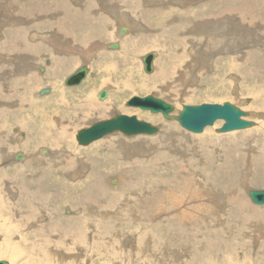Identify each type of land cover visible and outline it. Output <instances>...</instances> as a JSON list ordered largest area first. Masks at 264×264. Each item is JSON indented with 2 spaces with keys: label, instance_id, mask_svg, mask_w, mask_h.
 Here are the masks:
<instances>
[{
  "label": "rangeland",
  "instance_id": "1",
  "mask_svg": "<svg viewBox=\"0 0 264 264\" xmlns=\"http://www.w3.org/2000/svg\"><path fill=\"white\" fill-rule=\"evenodd\" d=\"M126 1L121 0L118 2L119 5L120 4L122 5V6L121 5L117 6V7H120L119 9L111 7L106 1L98 2L97 6L92 8L93 14L100 15L103 19L98 25L99 32H100V35L98 36V38H95L94 36L89 38V41L96 42L97 45L92 46V44L89 43L88 44L89 47L88 46L87 47L77 46L76 48L72 50V53L66 54L68 50L63 49L60 46H58L56 50L53 49L54 45H58V41L54 38V36L51 35V33L48 35V37L46 36L44 37L45 39L49 40V36H51L50 43H47L45 40H40L39 39L41 37L40 34L43 33V31L40 30L38 31L39 32L38 34L37 32L35 33L36 35L39 36V38L36 40L37 42H33L34 50L31 51V53L33 52L35 53V55L27 56V57L32 58V60H30L31 65L33 63V66H38V68L39 66L41 68L43 66V70L41 71L39 69L37 70V67H36L34 68L36 70H32L28 72L27 74H22L23 73L21 70L22 66H17L15 64L14 65L15 71H12L13 72L12 77H11V73L9 74H7V72L1 73L0 71V84H1L0 89L1 90L3 88L8 89L11 85L12 87L8 89L9 91H11V94L16 89L17 93L15 97L16 98L19 97V99L20 98L22 99L24 97L26 99L24 100L23 98L22 103L20 105V101L18 100L19 102H17L18 98L17 99L13 98L11 100L9 98H5L6 93L0 90V101H1L0 110H3V117L0 116V151H1L0 152V161H1L0 162V173H2L3 171H6L7 169H10L8 176L2 177V179H0V207L5 208L3 210L4 215H2L3 212L0 213L1 218L3 216V218L0 219V223L7 224V225L3 224L4 226L0 224V229L1 228L3 229L4 227V229L2 230L3 233L0 232V245L6 244V241H5L6 239L8 241L7 243L13 242L14 244L19 246L20 244L18 243V241L21 240L22 236L26 235V233H28L30 229H34L36 225L39 226V225H42L43 223L48 222L49 218L57 219L58 217L59 219L61 218V220H63L65 217H68V215L69 217L71 215V217L76 216L77 218H81V217L83 218L81 223L84 222V224H82V228H84V230L86 228V233H85L84 239H81L82 240L81 242H78V238L75 237L74 235L73 236L71 235L70 237L67 236L65 240H62L61 236L58 235L57 232H55L54 235L52 234L50 237H48V241L46 242L47 244L45 246L42 244L43 246L42 249L45 250L47 248L45 250L46 256L38 255L37 258H35L34 260L32 259V257H34V253L30 251V248H25L24 254H23L24 256L22 257L23 260L21 259L22 260L21 263L22 264L23 263L24 264L26 263L35 264L34 262H36V264H44V263L45 264H158V263L159 264H172V263L180 264L181 261H179L178 263V260L179 259L182 260V259L180 257L179 259L175 258L170 252H168L171 248L174 247L176 248L174 250H183V251L185 250L186 251L185 254L187 253L185 257L186 258L191 257L192 259H194L195 264H205L206 262H207L206 264H224L226 249L231 252V255L233 252V255L237 259V261H242L243 259L241 263H244V261H246L247 264H264V251L258 252L257 255L254 256L255 253H253L254 254L253 255L250 252V249L253 248L252 245L248 243L245 244V242L243 243V245L241 244L243 240V234L247 235L245 231H247V233L250 232L249 229H252V227H254L255 231L259 230L257 234L259 233L264 234V224H263L264 220L263 219L248 220L245 215L246 213L240 216L241 219H238L237 218L238 213H235V208L236 206L238 207V205L232 206V203L229 205V200L231 199H234V198L247 199L249 197L248 192L250 189H256V190L264 189V153L261 152L263 151V146H264V143L262 144V140L264 139V133L263 131L256 132L257 128L263 123L262 120H264L263 118L264 108L261 107L262 105H258V107L260 108L259 109L256 103L253 104L255 96L249 95L251 91L255 90V87H253L255 84L252 82L253 78L258 77L259 80H264V72H261L255 66L253 67L247 66L242 71L236 73L234 71L227 70L229 69L227 68L228 65L227 64L225 65V62L230 60L226 57H232V58L239 57L237 58L238 63L240 61V58L247 59L248 57H254V58H257L260 62L264 63V37H261V36L259 37L257 34H255L249 37L248 39V37L244 35V38L242 40V37L238 35L241 32L240 30H238L240 28L237 27V26L241 27V23H240L241 21L239 19H240V15L242 14H240L239 12V15L236 16L235 14L230 15V14L223 13V16L220 19L221 22L219 24H221V27L219 29H212L210 30V32L206 30H201L200 32L197 31L196 34H194V41L197 43L198 46H204V51L207 52L208 54L206 56H201L199 62L195 64L196 66L192 67L191 56H188V55L184 56L183 58L182 57L179 58L180 60L176 59V60H173L172 62H169L167 59L168 56H166V54L168 51V45L170 44L162 40V38L158 39L156 37V33L158 32V30L154 28L152 29L151 23H149L147 20H142L141 17L134 14L133 11H129L126 6L127 4ZM144 1H145L144 3H146L147 6H152L155 8L159 6L160 7L163 6L161 9L166 10V12L172 11L171 4H173L174 6V4L177 3L175 2V0H159V1L157 0V2L155 1V3L152 2L151 0H148V1L144 0ZM196 1L198 0H186L182 3L186 5L185 9H190L191 5L193 3H196ZM42 2L44 5L50 8L49 5L46 4L47 0H42ZM158 2L160 3L156 4ZM199 2L201 4H206L207 0H199ZM228 2L230 4L229 7L235 6L234 8L235 9L237 8L238 0H232V1L228 0ZM249 2L255 3L252 5L254 7L260 6L261 10L260 11L255 10L254 13L262 17L261 20H263L264 19V0H249ZM3 3L4 2L0 3V15L4 14L6 9L8 11L13 10L12 6L5 7L4 5H2ZM162 3L164 4L162 5ZM27 5H29V3H27ZM92 5L93 4L90 3L88 6H92ZM167 5H169L168 6L169 8L166 9L165 6ZM179 5L181 6L178 7ZM182 5L183 4L178 3V5L176 4V7L184 8L185 5H183V7ZM105 6H109V7H106L105 9H103V7ZM203 9H206V7ZM50 10L52 11L51 8ZM96 11L98 12L96 13ZM52 13H54L56 17V13L53 11ZM122 13L127 15L125 17H127L129 20L126 21L123 18L119 22V17L121 16L120 14ZM188 17H186V19ZM5 19H10L12 21V19L7 14V12H5L3 19L0 20V27H1L0 37L4 36L5 37L4 40L6 39L5 35L10 32L9 30L10 27L7 25H3ZM24 20H25L24 21L25 23L22 25L23 28L27 27L26 25H29L28 24L29 19H24ZM138 20L140 22L139 25L142 24L141 27L143 26L145 27L141 28L139 26L138 27L139 30H137V28H132L129 31V33H127L126 31V33H124L125 35L117 34L119 28L121 27L123 23H127L128 25L133 26L132 21L137 22ZM7 23L9 24V21ZM212 27H215V26H212ZM206 29H208V27H206ZM249 30L250 28L248 29V31ZM245 31L246 30L244 29V32ZM34 32L35 31L31 29L26 30V34L29 36H31ZM211 34L213 37L214 36H224L228 40L230 38L232 43H234V41L236 43H239L230 48L232 51L233 50L235 51V49L237 48L238 49L241 48L243 50L241 52L240 51L232 52L230 49L226 50V49H220V48L217 51L215 49H212L213 51L208 50L209 44L213 41L212 40L213 37L211 36ZM208 36H210V38L207 39ZM4 40L3 38H0V59L4 57L10 58V55L6 53L5 47H3L2 45V42ZM187 40L193 41V37L191 36ZM247 40H249V43ZM115 41L119 43V48L111 49L110 47H108L110 44H112V42L115 43ZM171 45L173 47L174 53H176L178 50L183 49V47L179 48L180 46L175 47V45L172 43ZM191 46L193 47L194 44L187 46L188 48H190L189 50L192 49ZM147 47L149 49H147ZM93 48L95 51H98V53L96 52V56L95 55L91 56ZM126 48L128 49V51L126 50ZM50 49L51 50L53 49V51H51L52 53H45L49 51ZM78 49H80V52H83L82 54H85L84 52L90 51L91 49V52L88 53L90 55L84 56L79 53ZM113 50L114 51L116 50V51L114 52ZM222 50H226V51L223 53ZM132 51L134 52L132 54H129ZM149 52L156 54V57L154 60V71L152 72V74L151 73L149 74L144 70L143 62L141 61L142 60L141 56ZM229 52L230 54L232 53H237V54L236 56H226V55H229ZM141 53L142 54L144 53V54L141 55ZM246 54H248V56H246ZM195 56H198V55H195ZM58 57L64 58V60L62 61L63 63L57 62L55 60V58H58ZM87 58H91V60L89 59L87 61ZM210 59L211 61H209ZM4 62L5 63H3L0 60L1 68H4L7 65V62L6 61ZM46 62L49 63L48 66H45ZM84 62H86L87 64L89 63L90 67H92L91 70L93 74L95 73L94 75L96 77L95 76L88 77L89 76L88 75L86 77V80L84 79V81L80 85L67 86L64 83L65 77L69 76L70 73H72L75 69H77L78 66H80ZM198 64L200 66H198ZM11 65L12 63L10 62L8 66H11ZM166 67L172 73L171 78L168 79L167 83L164 82V80H161L158 82V80L153 78V75H156V73L158 72L160 68H166ZM62 70L64 71V73ZM133 74H135V77ZM31 76H33V79L30 78ZM97 76L99 78H97ZM181 77H182V80H181ZM246 77L248 79H252V81H248L249 85L247 84L248 82H246ZM5 78H7L8 81ZM53 78H55V80ZM89 79L93 84H97L98 86L93 85L91 83L90 86L91 85L92 86L89 87V85H87L86 83L87 85L86 91L84 92L80 91L81 87L82 86L84 87L85 85L84 83L88 82ZM171 79L172 81H170ZM124 81H127L128 83H131V84L140 83L141 81H144L143 86H148L151 83H153L154 86L163 85L162 88H165L166 85L169 83L168 87L170 88L175 87L177 89V94L174 95L173 93H170L169 91H165L161 89H159V91L158 90L151 91L149 89H142V90L141 89H136V90L123 89V92L117 95V97H119V99H117L115 94L117 92H120V90H118L119 89L118 86H120V83ZM89 83L90 82H88V84ZM23 84H25V87H26L24 88L26 91L24 92L25 94L21 92L23 88ZM45 84L48 87L47 86L45 87ZM106 86L110 90L109 93L112 91V94L114 95L113 97H111V99L107 97L106 98L107 100L106 99L101 100L99 99L97 95L98 91L103 89V87L105 88ZM49 87L50 88L52 87V88L50 89ZM42 88H49L50 89L49 94H45L43 96L39 95L38 91ZM57 89H59V91ZM88 93L92 94L91 97L92 99H94L92 102L93 104L91 105L90 109L84 108L85 110L84 112L78 113L76 115L75 119H77L76 120L77 122L74 123L73 125L68 124L67 126V129H68L67 139L63 142L56 144L57 143L56 141H59L62 139L61 132L65 128L68 119H61V120L52 119L51 116L53 115L54 109L51 103L55 102L56 99L59 98L60 100L65 101L66 103L69 101V104H68L69 106H76L78 104V98L83 96V94L86 96V94ZM166 93H169V94H166ZM55 95H57L58 97ZM135 95H138V96L154 95V96H157L159 98H162L172 103L175 107V110L170 114H172L173 116H176L179 114L180 110H182L183 105H199L202 103L223 104L224 102H231L239 106L241 109L249 112L250 116H248L247 119L254 121L255 124L253 125V127L251 126L245 129H239V130L222 133V132H219L218 129L222 126L224 121L217 120L213 125L205 127V129L202 132L195 133V132H191L187 130L186 128L182 127L176 119L167 120L166 118L163 117L161 113H152L149 110H142L137 107H131V106L126 105V101L130 97L135 96ZM59 96L64 97L65 100ZM50 97L52 98L50 99ZM101 102L103 106L107 107V108L104 107L106 109L105 112L107 111L106 113H104L105 115H98L100 110L97 108L99 107V105H101ZM44 104L45 105L47 104V105L44 106ZM94 106H97V107L95 108ZM248 106H250V108ZM254 106L255 108H253ZM17 108H19V110ZM37 109L39 111H37ZM261 109L263 110L261 111ZM70 110H67L66 112L68 113ZM116 111L117 112L119 111V113H125L128 115H136L139 119L148 121L154 125H160L161 126L160 132L156 135H134V136H127L121 132H116V133L107 135L103 137L102 139L95 141L92 144L87 145V146H82L78 144L76 140V134L79 131V129L90 126L91 123L95 121L108 119ZM9 116L14 117V119L12 117L10 118ZM30 116H33L31 117L32 119L30 118ZM46 116L50 118L49 122L53 125L52 129L49 127H46V125H43V121H44L43 118H45ZM88 116H91L92 118ZM170 122L176 125V127L178 128L177 130L179 131V133H175V136L173 134V132L175 131H172V134H167L166 130L164 129V127L168 125V123ZM42 133H44L46 137L48 138L44 140V142L46 141L45 143L42 140L43 139ZM194 135H199V137L197 138ZM261 135L262 137H260ZM27 138H30L29 141H27L28 140ZM35 140L37 143L34 142ZM50 142L52 144H50ZM28 143H31V144H28ZM109 143H111V145H109ZM113 143L114 145H112ZM146 145H151L153 147L148 149L147 148L148 146L146 147ZM89 148H91L90 153L95 155L92 161V166L90 162H85L82 159L83 153H87L86 150ZM22 149L25 151H22ZM44 149H46L47 151L43 152L42 150ZM118 149L120 150V152ZM61 150L64 152H62ZM161 151H164V152H161ZM18 152L24 154V157L20 160H17V159L13 160L12 154H15ZM81 152H82V155H81ZM120 154H122L123 156L122 157L123 161L121 159L122 163L120 166H116V164L108 163L109 161H112L114 159L113 155L120 156ZM153 156L155 158H158V157L163 158V159H160L161 160L160 163L166 162L167 164L173 165V166L174 164L175 166L180 164V166H178V169L182 167L183 174L181 171V173H178L179 175L178 177L182 178L184 177V175L190 177L191 183H192L190 190L191 188L192 189L195 188L198 190L200 194L205 193L209 195L210 197H212L213 205L210 204V207H213L214 210H212L211 212L205 211L204 213L201 211L202 214L200 216L196 214L194 215L206 221V222H203V229L200 228V230H202L199 233V236H201V238L198 236V239L200 240H203V238L205 239L203 240V243H201L200 245L201 247H198V250L201 252L193 249V245L195 244L191 245L192 240L197 241L196 239H193L191 235L193 232H190L191 230H188V232H190L189 235H183L186 238L178 236V238H174L170 241H168L165 238L166 236L167 238H170L171 236L169 234H171L170 230L173 226L172 224H170V221L168 220L172 217L173 215L172 212L166 211L164 213L162 212L163 214L158 213L157 215L154 216V218L149 219V222L148 220H143V218H140V216H138V213H135V214L132 213L130 217L127 216V219L125 221L118 222L119 221L118 219L119 218L121 219L123 214L121 213L120 216H116V214L114 215L116 211L115 209L113 211L111 210V208H113L114 205H111L110 203H113V201L116 202V200L114 199L113 195H109V194H106V196L104 197L103 201H106V202H100L102 200L99 199V201H97V204H96L97 213H102L104 215L106 214L109 216V218H105L104 220H102L101 223L104 224L109 221L111 224H108L106 232H104L102 237H100L103 243V247L101 249L98 248L97 250H95V247L92 246L94 238H93V235H91L92 229L90 227L91 226L90 224L93 222H96V220L89 218L88 215L84 213L83 208L77 207L73 205L72 203H70L69 202L70 198L67 192L70 190L73 192V194H76L75 192H77L78 194H82L84 192L93 191L94 181L93 182H89V181H91L92 180L91 178H93L94 176H97L98 182L105 183L106 187L108 185V188H111L110 190H112V192L114 191L115 193H117V199L120 198L118 199L119 201L117 204L119 208L120 206H123L124 203H127L125 201L127 198L129 202L130 200L132 201L136 198L135 203L137 204L138 195L143 196V199H144V193L147 194L149 190L148 188L149 186L144 185V184L143 185L141 184L127 185L126 183H124L125 181H128L127 180L128 179L127 170L128 168H132L133 174L134 175L136 174L135 177L137 176V178H142V179L143 177L150 178L152 175V178H155L154 180L156 181L159 180L157 179L158 173H161L160 167L162 166H157V169L153 171L152 174H146V172L143 171V169L146 168L147 165H148L147 167H151L150 164L157 165L155 164L156 161L154 162L149 161V159H154ZM79 158H81L83 161L79 160ZM173 158H177L179 160H176ZM168 159H172L173 162L168 161ZM65 160L68 161L69 167H67L64 164ZM97 162H99V167L94 168L93 164ZM35 164H36V167H35ZM80 165H85L87 169H84L85 171H83L82 175L79 176V178L75 179L77 176H73L74 178L73 177L71 178L69 173L73 171H78L80 167H82ZM78 166L80 167L78 168ZM129 166H132V167H129ZM64 171H66V173ZM171 173H174V171H171L169 174ZM33 176L36 182H38V180H41V182L43 181V183H41L42 188H40L36 184H35L36 189H33V188L29 189V187L26 186V182L31 181L32 180L31 177ZM87 178H89L90 180L87 181ZM79 179H81L82 181L84 180L83 181L84 183L88 182V184H84L85 186L81 185L84 187V189L83 188L80 189L81 186L77 187L75 185L77 183L82 182ZM113 179L116 180L115 183L111 182V180ZM123 185L125 186L123 187ZM152 189L153 188L151 187L150 190ZM27 191L29 195L27 196L29 197V199L25 197ZM20 192L21 193L23 192V193L21 194ZM39 192L41 195L39 194ZM72 192L70 193L71 196L73 195ZM164 192H167L168 194H170L168 191H164ZM29 193L31 194V196ZM38 194L39 196H42V197H38ZM202 198L206 199L207 197L206 196L202 197V195H197L196 199H202ZM220 198H222V200H220ZM216 199L219 200L218 203H216L217 201ZM226 200H227L228 206L225 203ZM249 200L251 203L253 202L251 199ZM200 201L201 200H198L197 202L200 205H204L203 202H200ZM186 202L187 201L185 200L183 204V208H186V206L189 205V203H186ZM141 204L145 206L147 204V201L143 200ZM252 204L255 206L262 207V205H258L254 202ZM20 208H22L23 210H26L27 208L34 210L36 217L38 216V218L35 217L34 219H32L35 221V223L29 224L28 221L26 220V216H24V214L19 211ZM52 208L55 211L52 210ZM67 209H70L71 212L69 210L67 211ZM246 209L248 211L250 210L248 209L247 206H246ZM3 219L4 221H2ZM211 219L213 220L212 222H211ZM63 221H65V219ZM233 221H234V224H233ZM158 222L160 225L158 224ZM251 222L253 223L250 224ZM256 223H259V225H257ZM69 224L70 223L65 222L64 226L67 227V225ZM97 225L101 227L100 223H98ZM224 225H226L225 226L226 228L223 227ZM154 226L157 229L154 228ZM248 226H252V227L249 228ZM177 227H180V225L178 224ZM7 230L8 232L11 231L10 232L11 235L6 236L4 234V232ZM33 231L34 230H31L30 232H33ZM148 232H150V234H148ZM142 233L145 235H143ZM254 233L256 234V232ZM193 235H195V233H193ZM5 236L8 238H5ZM145 236L146 237L148 236L147 237L148 241ZM11 238L14 241H12ZM154 238H159V239H154ZM214 238L216 239V242L211 241ZM122 240L123 241L129 240V241L127 242V245H123ZM118 242H121V243H118ZM41 243H44V242H40V241L38 242V244H41ZM148 243L149 245L151 244L150 248L148 247L149 246ZM155 243L156 244L158 243V244L155 245ZM141 244L145 247H143ZM112 245L113 247L110 248V246ZM135 245L136 247H134ZM257 245H258V241H257ZM123 246L125 247L123 248ZM3 247H6V246H3ZM142 248H144L145 250ZM157 248L159 249L158 251H157ZM167 248H169V250ZM55 250L57 251V253ZM50 251L53 252V254ZM115 251H117V254ZM156 251L158 252L159 256L157 255ZM60 252L62 254V257H61ZM114 252L116 255L114 254ZM178 252L181 253L182 251H177V253ZM48 253L51 256V258L48 255ZM27 254L29 257L27 256ZM5 257L6 256H0V260H6L10 262V264H16L15 262H12L11 259H8ZM41 258H44V259H41ZM189 264H194V263H189Z\"/></svg>",
  "mask_w": 264,
  "mask_h": 264
},
{
  "label": "bare ground",
  "instance_id": "2",
  "mask_svg": "<svg viewBox=\"0 0 264 264\" xmlns=\"http://www.w3.org/2000/svg\"><path fill=\"white\" fill-rule=\"evenodd\" d=\"M103 1H106L111 7L113 8H120V7H117V6H120L118 4L119 1L121 0H47L46 4L49 5V7L52 9L53 12L56 13V17H55V14L52 13V11L50 10V8H48L46 5L43 4L42 0H0V3L4 2L2 5H4L5 7L6 6H12V11H8L6 9L5 12H7V14L10 16V18L12 19V21L10 19H5L4 21V24L3 25H7L10 27V32L8 34H4L6 36V39L4 40V36L3 37H0V38H3V42H2V45L3 47H5V51L8 55H10V58H1L0 60L5 63L4 61L7 62V65H6L4 68H1L0 67V71L1 73L3 72H7V74L11 73V77L13 76V72L12 71H15L14 70V65L16 64L17 66H22L21 70H22V74H27L28 72L32 71V70H36L34 68L37 67V70L39 69L41 71V67L39 66H33V63L31 65V62L30 60H32V58H28L27 56H34L35 53H31V51L34 50V43L33 42H37L36 40L39 38L38 35H36L35 33L37 32V34L39 33L38 31L42 30L43 33L40 34V40H45L47 43H50L51 41V36H49V40L45 39L44 37H48V35L51 33L52 36H54V38L58 41V45H54V48L53 49H57L58 46H60L61 48L63 49H67L68 51L66 52V54H70L72 53V50L74 48H76L77 46H88L89 47V43L92 44V46H95L97 45L96 42H91L89 41V38L91 37H95V38H98V36L100 35V32H99V23L103 20L102 17L100 15H94L93 12H92V8L97 6L98 2H103ZM126 1V0H125ZM148 1V0H147ZM146 1V2H147ZM152 2L155 3V1L157 2V0H151ZM159 1V0H158ZM186 0H175V3L174 6L173 4L172 5V11H167L166 10H163L161 9L162 7H152V6H147L146 3H144L145 1L144 0H127L126 1V6L128 8L129 11H133L134 14H136L137 16L141 17L142 20H147L149 23H151V27L152 29H157L158 32L156 33V37L158 39L162 38V40H164L165 42H167L168 44V51H167V54L166 56H168V61L169 62H172L173 60H180L179 58H183L184 56H191V61H192V67L193 66H196L195 64L199 62L201 56H206L208 55L207 52L204 51V46H198L197 43L194 41V34H196L197 31H201V30H206L208 32H210V30L212 29H219L221 27V24H219L221 21V17L223 16V13L224 14H235L236 16L239 15V12L240 14V23H241V27L240 26H237L238 30H240L241 32L238 34L239 36L242 37V40L244 38V35L246 37H251L255 34H257L259 37H264V19L261 20L262 17L256 15L254 12L255 10H261L260 9V6L257 7V6H252L253 4L255 3H250L249 0H238V6L237 8L235 9L234 7H229V2L228 0H207V3L206 4H201L198 1H196V3H193L190 7V9H185L186 8V5L182 2H184ZM232 1V0H231ZM263 2V1H262ZM27 3H29V5H27ZM93 4L92 6H88L89 4ZM121 3V2H120ZM153 3V4H154ZM160 2L156 3V4H159ZM178 3H181L183 5H185L184 8H178L180 7L181 5H179L178 7H176V4L178 5ZM191 3V2H190ZM123 4V3H122ZM151 4V3H150ZM155 4V5H156ZM164 3H162L163 5ZM187 4V3H186ZM182 5V7H183ZM122 6V5H121ZM169 5L165 6V8H169L168 7ZM109 7V6H107ZM125 7V6H124ZM206 9H203L205 8ZM103 9H105V7H103ZM123 9V8H122ZM125 9V8H124ZM114 10V9H113ZM154 10V11H153ZM263 11V10H262ZM4 12V14H5ZM98 11H96L97 13ZM3 13V12H2ZM125 13V12H124ZM124 13L120 14L121 16L119 17V22L124 18V20H129L127 17V15H125ZM4 14L0 15V20L3 19L4 17ZM119 15V14H118ZM189 16V17H188ZM129 17V16H128ZM186 17H188L186 19ZM226 17V15H225ZM9 18V17H8ZM24 19H29V22L28 24L29 25H26L27 27L23 28L22 25L25 23ZM133 19V18H132ZM123 20V21H124ZM150 20V21H149ZM223 20V19H222ZM238 20V21H239ZM9 21V24L7 23ZM133 22V26L131 25H128L127 23H123L121 25V27L119 28L117 34H119V31L121 28L125 27L127 28V33H129V31L132 29V28H137L141 25H139V20L137 22ZM20 24V25H19ZM223 24V22H222ZM235 25V24H234ZM212 26H215V27H212ZM145 27V26H143ZM141 27V28H143ZM148 27V26H147ZM206 27H208V29H206ZM3 28V27H2ZM43 28V29H41ZM250 28V30L248 31V29ZM28 29H31L33 31H35L31 36L27 35L26 34V30ZM145 29V28H144ZM143 29V30H144ZM242 29V30H241ZM244 29L246 30L244 32ZM136 30V32H137ZM142 30V31H143ZM226 30V29H225ZM88 31V32H87ZM222 31V29H221ZM0 32H1V27H0ZM87 32V33H85ZM198 32V33H199ZM4 33V32H3ZM197 33V34H198ZM204 33V32H203ZM202 33V34H203ZM206 33V32H205ZM216 33V32H215ZM214 33V34H215ZM200 34V33H199ZM2 35V34H1ZM120 35V34H119ZM125 35V34H124ZM204 35V34H203ZM193 37V41H190V40H187L189 39L190 37ZM212 36V34H211ZM103 37V36H102ZM213 37V36H212ZM210 38V36L207 37V39ZM237 38V37H235ZM176 39V40H175ZM212 42L209 44L208 46V50H211L213 51L212 49H215L216 51L220 48V49H226V50H229L232 46L236 45V44H239V43H236L234 41V43H232L231 39L229 38V40L224 37V36H214L212 38ZM228 40V41H227ZM248 43H249V40H247ZM116 42V41H115ZM226 42V43H224ZM113 43V42H112ZM172 44L176 46H180L179 48L183 47V49L181 50H178L176 53H174L173 51V47H172ZM242 43V42H241ZM240 43V44H241ZM110 44V43H109ZM191 44H194V46L192 47L191 50H189L190 48H188L187 46L191 45ZM122 45V44H121ZM247 45V44H246ZM91 46V45H90ZM149 46V45H148ZM107 48V47H106ZM172 48V49H171ZM235 48V47H234ZM245 48V47H244ZM53 49L45 52V53H52L51 51H53ZM147 49H149L147 47ZM171 49V50H170ZM126 50L128 51V49L126 48ZM226 50H222V52L224 53ZM231 50V49H230ZM243 49H235V51L231 50L232 52H238V51H242ZM79 53L82 54L83 52H80V49H78ZM94 51V52H93ZM114 51V50H113ZM116 51V50H115ZM114 51V52H115ZM123 51V50H122ZM146 51V50H145ZM144 51V52H145ZM149 51V50H148ZM89 52H91V49L90 51H86L84 52L85 54H82L84 56H89L90 54H88ZM96 52L98 53V51H95L94 48L92 50V53H91V56L95 55L96 56ZM134 51L130 52L129 54H132ZM159 52V51H158ZM157 53V52H156ZM209 53V52H208ZM222 53V54H223ZM88 54V55H86ZM144 54V53H143ZM141 53V55H143ZM233 54V55H232ZM230 54L229 52V55H226V56H236L237 53H232ZM195 55H198V56H195ZM98 56V55H97ZM116 56V55H115ZM118 56V55H117ZM193 56V57H192ZM246 56H248V54H246ZM142 57V56H141ZM228 59H230L229 61L225 62V65L227 64V70L229 71H234V72H240L242 71L243 69H245L247 66H250V67H253L255 66L258 70H260L261 72H264V63L260 62L257 58H254V57H248L247 59L245 58H240V61L239 63L237 62V58L239 57H226ZM8 59V60H7ZM91 60V58H87V61L88 60ZM188 59V58H187ZM47 60V59H46ZM55 60L57 62H62L64 60V58H61V57H58V58H55ZM67 61V60H65ZM142 61V60H141ZM211 61V59L209 60ZM10 62L12 63L11 66H8V64H10ZM51 62V61H49ZM63 63V62H62ZM61 63V64H62ZM167 63V62H166ZM209 63V62H208ZM211 63V62H210ZM29 64V65H27ZM87 63L84 62L82 63L80 66L77 67L80 68L81 66L83 65H86ZM1 65V64H0ZM3 65V66H4ZM49 63L46 62V65L45 66H48ZM58 65V64H57ZM56 65V66H57ZM90 68V72L88 73V77H94L95 73L93 74L90 65L89 63L87 64ZM120 65V64H119ZM165 65V64H164ZM211 65V64H210ZM55 66V67H56ZM62 66V65H61ZM66 66V65H65ZM126 66V65H125ZM156 66V65H155ZM198 66H200L198 64ZM63 67V66H62ZM100 67V66H98ZM96 67V68H98ZM165 67V66H164ZM43 68V66H42ZM48 68V67H47ZM46 68V69H47ZM156 68V67H155ZM173 68V67H172ZM190 68V67H189ZM75 69V68H74ZM77 69H75L73 72H75ZM125 69V68H124ZM52 70V69H51ZM98 70V69H97ZM172 70V69H171ZM174 70V69H173ZM192 70V69H191ZM11 71V72H10ZM48 71V70H47ZM63 71V70H62ZM53 72V71H52ZM68 72V71H67ZM72 72V73H73ZM139 72V71H138ZM35 73V72H34ZM46 73V72H45ZM51 73V72H49ZM64 73V71H63ZM70 73V74H72ZM120 73V72H119ZM126 73V72H125ZM144 73V72H143ZM5 74V73H4ZM146 74V73H145ZM150 74V73H149ZM152 74V73H151ZM40 75V74H39ZM57 75V74H56ZM67 75V74H65ZM102 75V74H101ZM125 75V74H124ZM127 75V74H126ZM134 77H135V74H133ZM171 71L166 67V68H160L158 70V72L156 73V75H153V78L161 81V80H164V82H168V79L171 78ZM183 75V74H182ZM24 76V75H23ZM29 76V75H28ZM49 76V75H48ZM100 76V75H98ZM97 76V78H99ZM144 76V75H143ZM181 76V75H180ZM19 77V76H18ZM51 77V76H50ZM59 77V76H58ZM64 77V75H63ZM96 77V76H95ZM124 77V76H123ZM4 78V77H3ZM17 78V77H16ZM27 78V76H26ZM31 79H33V76L30 77ZM105 78V77H104ZM122 78V77H121ZM126 78V77H125ZM137 78V77H136ZM7 79V78H5ZM21 79V78H20ZM55 80V78H53ZM57 79V78H56ZM66 79V77H65ZM88 79V78H87ZM102 79V77H101ZM138 79V78H137ZM2 80V79H1ZM12 80V79H11ZM15 80V79H14ZM13 80V81H14ZM18 80V79H17ZM24 80V79H22ZM42 80V79H41ZM48 80V79H47ZM46 80V81H47ZM63 80V78H62ZM86 80V79H85ZM120 80V79H119ZM181 80H182V77H181ZM5 81V80H4ZM8 81V79H7ZM6 81V82H7ZM19 81V80H18ZM34 81V80H33ZM61 81V80H60ZM84 81V80H83ZM104 81V79H103ZM172 81V79L170 80ZM196 81V80H195ZM248 81H252V79H248L246 77V82ZM20 82V81H19ZM18 82V83H19ZM23 82V81H22ZM58 82V81H57ZM88 82H90L88 84ZM88 82H85L84 84V87L80 89V91H86V87L87 85L90 86V84L92 83L89 79ZM98 82V81H97ZM96 82V83H97ZM255 85L253 87H255V90L251 91L249 95H254V102L253 104H257V107L258 105H262L261 107L264 108V80H259L258 77H254L253 78V81H252ZM258 82V83H257ZM27 83V82H26ZM30 83V81H29ZM33 83V82H31ZM45 83V82H44ZM47 83V82H46ZM87 83V85H86ZM193 83V82H192ZM251 83V82H250ZM20 84V83H19ZM60 84V83H59ZM93 84V83H92ZM169 84V83H168ZM168 84L166 85L165 88H162L161 85H157V86H154L153 83H151L150 85L148 86H143L144 85V81H141L140 83H134V84H131V83H128L127 81H124L122 83H120V86H118V90H120V92H117L115 95L117 97V95H119L120 93L123 92V89H131V90H136V89H149L151 91H159V89L161 90H165V91H169L170 93H173L174 95L177 94V89L175 87H168ZM196 84V83H195ZM249 85V82L247 83ZM1 85V84H0ZM9 85V83H8ZM7 85V86H8ZM13 85V84H12ZM21 85V84H20ZM31 85V84H30ZM35 85V84H34ZM37 85V84H36ZM58 85V84H56ZM93 85H97V84H93ZM115 85V84H113ZM251 85V84H250ZM47 85L45 84V87ZM98 86V85H97ZM117 86V85H116ZM6 87V86H5ZM10 87H12L10 85ZM10 87L8 89H10ZM29 87V86H28ZM31 87V86H30ZM48 87V86H47ZM102 87V86H100ZM110 87V86H109ZM112 87V86H111ZM138 87V88H137ZM178 87V86H177ZM3 88V87H1ZM20 88V87H19ZM25 84H23V88L21 90V92H26L25 91ZM33 88V87H32ZM50 88V87H49ZM42 88L38 91L39 95L43 96L45 94H49V91L50 89L52 88ZM98 88V87H97ZM107 88V86L105 87ZM103 87V89H105ZM250 88V87H249ZM8 89H5L3 88L1 91H4L6 94H5V98H9L10 100L15 98L17 99V102L20 101V105L22 103V100L23 98L19 99V97H15L16 96V89L15 91L11 94V91H9ZM89 89V88H87ZM101 89V90H103ZM112 89V88H111ZM14 90V89H13ZM59 91V89H57ZM75 90V89H74ZM96 90V89H95ZM101 90L98 91V94L101 92ZM148 90V91H149ZM19 91V90H18ZM28 91V90H27ZM34 91V90H33ZM78 91V90H77ZM76 91V92H77ZM20 92V91H19ZM82 92V93H83ZM90 92V90H89ZM94 92V91H93ZM37 93V94H38ZM65 93V92H63ZM164 93V92H163ZM4 94V93H3ZM25 94V93H24ZM166 94H169V93H166ZM165 94V95H166ZM53 95V94H52ZM59 95V93H58ZM92 94L88 93L86 94V96L83 94V96L79 97L78 98V104L76 106H69V101L66 103L65 101L63 100H60L59 98L56 99L55 102H50L51 105L53 106V115L51 116L52 119H68L67 123H66V126L65 128L62 130L61 132V135H62V139L59 140V141H56L58 143L60 142H63L67 139L68 137V134H67V126L68 124H74L76 123L77 119H75L76 115L78 113H82L84 112V108H89L91 107V105L93 104V100L92 97H91ZM114 94H112V91L110 93H108V98L111 99V97H113ZM27 96V95H26ZM47 96V95H46ZM54 96V95H53ZM57 96V95H55ZM64 96V95H63ZM85 96V98H84ZM121 96V95H120ZM168 96V95H167ZM58 97V96H57ZM61 97L62 99H64V97L62 96H59ZM94 97V96H93ZM106 97V98H107ZM32 98V97H30ZM44 98V97H43ZM52 97H50L51 99ZM105 98V99H106ZM47 99V98H46ZM100 99V98H99ZM103 99V100H105ZM109 99V100H110ZM116 99V98H115ZM117 99H119V97H117ZM8 100V99H6ZM19 100V101H18ZM24 100H26L24 98ZM65 100V99H64ZM107 100V99H106ZM14 101V100H13ZM36 101V100H35ZM115 101V100H114ZM1 102V101H0ZM41 102V101H40ZM10 103V102H9ZM25 103V101H24ZM23 103V105H24ZM39 103V102H38ZM99 103V102H97ZM244 103V102H243ZM1 104V103H0ZM36 104V103H35ZM26 105V104H25ZM28 105V104H27ZM47 105V104H46ZM44 104V106H46ZM49 105V106H51ZM249 105V104H248ZM12 106V105H11ZM43 106V105H42ZM247 106V105H246ZM16 107V106H15ZM95 108L97 106H94ZM102 105V102H101V105H99V107L97 109L100 110L99 114L98 115H105L104 113L105 112V107ZM250 108V106H248ZM20 108V107H19ZM19 108H17L19 110ZM29 108V107H28ZM33 108V107H32ZM38 108V107H37ZM50 108V107H49ZM72 108V109H71ZM255 108V106L253 107ZM259 108V107H258ZM21 109V108H20ZM34 109V108H33ZM36 109V108H35ZM51 109V108H50ZM71 109V110H70ZM248 109V108H247ZM257 109V108H256ZM260 109V108H259ZM22 110V109H21ZM24 110V109H23ZM43 110V109H42ZM67 110H70L68 113L66 112ZM83 110V111H81ZM258 110V109H257ZM256 110V111H257ZM263 109H261L262 111ZM28 111V110H27ZM34 111V110H33ZM37 111H39L37 109ZM49 111V110H48ZM88 111V110H87ZM47 112V110H46ZM51 112V111H50ZM117 112V111H116ZM119 112V111H118ZM12 113V112H11ZM14 113V112H13ZM19 113V112H18ZM24 113V112H23ZM17 114V113H16ZM22 114V113H21ZM34 114V113H32ZM48 114V113H47ZM51 114V113H50ZM95 114V113H94ZM255 114V113H254ZM262 114V113H261ZM12 115V114H11ZM28 115V114H27ZM38 115V114H37ZM88 115V114H87ZM97 115V116H98ZM256 115V114H255ZM0 116L3 117V110H0ZM8 116V114H7ZM35 116V115H34ZM261 116V115H260ZM264 116V115H263ZM10 117V116H9ZM12 117V116H11ZM10 117V118H11ZM18 117V116H17ZM16 117V118H17ZM33 117V116H30V118ZM36 117V116H35ZM38 117V116H37ZM47 117V116H46ZM43 118V125H46V127H49V128H53V125L49 122L50 121V118L49 115L47 118ZM88 117H91V116H88ZM259 117V115H258ZM257 117V118H258ZM14 119V117H12ZM39 118V117H38ZM92 118V117H91ZM102 118V117H101ZM261 118V117H260ZM264 118V117H263ZM25 119V117H24ZM23 119V120H24ZM32 119V118H31ZM30 119V120H31ZM40 119V118H39ZM29 120V121H30ZM42 120V119H41ZM95 120V119H94ZM259 120V119H258ZM38 121V120H37ZM263 123L257 128V131H263L264 133V120H262ZM9 122V121H8ZM16 122V121H15ZM18 122V121H17ZM20 122V121H19ZM40 122V121H39ZM83 122V121H82ZM25 123V122H24ZM28 123V122H27ZM26 123V124H27ZM258 123V122H257ZM36 124V123H35ZM78 125V124H77ZM166 125V124H165ZM4 126V125H3ZM22 126V125H21ZM38 126V125H37ZM79 126V125H78ZM45 127V128H46ZM88 127V126H87ZM253 127V126H252ZM75 128V126H74ZM84 128V127H83ZM86 128V127H85ZM256 128V127H255ZM25 129V128H24ZM164 129L166 130L167 134H172V131H175L173 132L174 136H175V133H179V131L177 130L178 128L176 127V125H174L173 123H168V125H166L164 127ZM80 130V129H79ZM34 131V129H33ZM30 132V131H29ZM32 132V131H31ZM41 133V132H40ZM37 135V134H36ZM72 135V133H71ZM19 136V135H18ZM29 136V135H28ZM42 136H43V142L44 140L48 139L46 137V135L44 133H42ZM41 136V137H42ZM173 136V137H174ZM195 137H199V135H194ZM71 137V136H70ZM262 137V135L260 136ZM29 141L30 138H27ZM39 139V138H37ZM69 139V138H68ZM32 140V139H31ZM30 140V141H31ZM34 140V139H33ZM41 140V139H40ZM17 141V140H16ZM48 141V140H47ZM107 141V140H106ZM104 141V142H106ZM22 142V141H21ZM26 142V141H25ZM36 142V140L34 141ZM32 142V143H34ZM39 142V141H38ZM46 142V141H45ZM44 142V143H45ZM103 142V143H104ZM37 143V142H36ZM264 143V139L262 140V144ZM28 144H31V143H28ZM42 144V143H41ZM50 144H52L50 142ZM66 144V143H64ZM70 144V143H68ZM23 145V144H22ZM27 145V144H26ZM62 145V144H61ZM72 145V144H71ZM104 145V144H103ZM109 145H111V143H109ZM114 145V143L112 144ZM261 145V144H260ZM49 146V145H48ZM57 146V145H56ZM67 146V145H66ZM148 146V147H147ZM146 147L149 149V148H152L153 146L151 145H146ZM260 147V146H258ZM29 148V147H28ZM39 148V147H38ZM47 148V147H46ZM119 148V147H118ZM57 149V148H56ZM59 149V148H58ZM69 149V148H68ZM140 149V148H139ZM55 150V149H54ZM53 150V152H54ZM86 150V149H85ZM89 150V151H88ZM90 150L91 148L87 149L86 152L87 153H83V156H82V159L85 161V162H90L91 166H92V161H93V158L95 157V155H93L92 153H90ZM108 150V149H107ZM112 150V149H111ZM119 150V149H118ZM18 151V150H17ZM22 151H25L22 149ZM43 151V150H42ZM52 151V150H51ZM62 151V150H61ZM66 151V150H65ZM1 152V151H0ZM57 152V151H56ZM64 152V151H62ZM112 152V151H111ZM120 152V150H119ZM161 152H164V151H161ZM262 153H264V146H263V151H261ZM124 153V152H123ZM12 159H14V156L16 155L15 154H12ZM31 155V154H30ZM81 155H82V152H81ZM32 156V155H31ZM122 154H120V156H114L113 155V160L112 161H109L108 163H112V164H116V166H120L121 165V159H122ZM30 158V157H29ZM72 158V157H71ZM76 158V157H75ZM74 158V159H75ZM154 159H149V161L151 162H155V164L157 165H151V167H147L143 169L144 172H146V174H152L153 171H155L157 169V166H162L160 167V172L161 173H158V178L159 180H154L155 178H152V175L150 178H147V177H143L142 178H137V176L135 177V175L133 174V171H132V168H128L127 172H128V181H125L124 183H126L127 185H134V184H141V185H148L149 187V190L146 193H144V199H143V196H139L138 195V202L137 204L135 203V200H136V196L134 197L135 199L134 200H130V202L126 199L125 201L127 203H124L123 206H119L117 205L118 204V198L117 199V193H115L114 191L112 192V190H110L111 188H108V185L106 187V184L103 183V182H98V178L97 176H94L93 178H91L92 180L89 181V182H93L94 181V184H93V191H90V192H84L82 194H78L77 192H75L76 194H73L72 191H68V196L70 198V203H72L73 205L77 206V207H80V208H83L84 209V213L88 215L89 218L91 219H94L96 220V222H93L91 223L90 227L92 229V234L93 235V244L92 246L95 247V250H97L98 248H102L103 247V243L100 239V237H102L103 233L106 232V229L108 227V224H111L109 221L102 224L101 221L104 220L105 218H109L108 215H104L102 213H97L96 212V204H97V201H99V199H101L102 201L100 202H106V201H103L104 200V197L106 196V194H109V195H113L114 199L116 200V202L113 201V203H110L111 205H114L113 208H111V210L113 211L115 209L116 213H114V215L116 214V216H120L121 213L123 214L122 218L120 219L119 218L118 222H122V221H125L127 219V216L130 217V215L133 213H138V216H140V218H143V220H148L149 222V219L151 218H154L155 215H157L158 213H164V212H172L173 215L172 217L168 220L170 221V224H172V228L170 230L171 235L170 238H167V236L165 237L168 241L174 239V238H178L179 237H183V238H186L185 236L183 235H189L190 232H193L195 233V235H193V233L191 234L193 239H196L197 241H194L192 240V244H195L193 245V249L196 250V251H199L198 250V247H201V243H203V240H205L203 238V240H200L198 239V236H199V233L200 231V228L203 229V222H206L205 220H202V218L200 219L199 217H196L194 216L195 214L196 215H201L202 212L204 213L205 211L206 212H211L212 210H214L213 207H210V204H212V197H210L209 195L207 194H200L198 192L197 189L195 188H191L190 190V187H191V179L189 176H186L184 175V177H178V173H181L182 171V174H183V169L182 167H180L178 169V166H174L173 165H169L167 164L166 162L165 163H160L161 160L160 159H163L161 157H158V158H155L153 156ZM179 158V157H178ZM81 158H79V160H82ZM173 159H176V160H179L177 158H173ZM185 159V158H184ZM82 160V161H83ZM123 161V159H122ZM168 161H172V159H168ZM1 162V161H0ZM17 162V161H16ZM62 162V161H61ZM84 162V163H85ZM179 162V161H177ZM39 163V162H38ZM57 164V163H56ZM59 164V163H58ZM67 167H69V164H68V161L65 160V163H64ZM71 164V163H70ZM89 164V165H90ZM161 164V165H160ZM60 166V165H59ZM82 166V167H80ZM78 166V168L80 167V169L78 171H73V172H70V176L71 178L73 176H77L75 179L79 178V176L82 175L83 171H85L84 169H87V167L85 165H80ZM35 167H36V164H35ZM71 167V166H70ZM73 167V165H72ZM93 167L94 168H98L99 167V162L93 164ZM129 167H132V166H129ZM134 168V167H133ZM73 169V168H72ZM71 169V170H72ZM93 169V168H92ZM120 169V168H119ZM131 169V170H130ZM10 169H7L6 171H3L2 173H0V179H2V177H6L8 176V173L10 172L9 171ZM62 170V169H60ZM70 170V169H69ZM76 170V169H75ZM134 170V169H133ZM159 170V168H158ZM59 171V170H58ZM171 171H174V173H171L169 174ZM62 172V171H61ZM66 173V171H64ZM92 172V171H91ZM158 172V171H157ZM186 172V171H185ZM94 174V173H93ZM154 174V173H153ZM156 174V173H155ZM92 175V174H91ZM103 175V173H102ZM157 175V174H156ZM23 177V176H22ZM21 178V176H20ZM74 178V177H73ZM112 178V177H111ZM133 178V180H132ZM31 181L29 182H26V186L29 187V189L33 188V189H36L35 186H39L40 188H42V184L43 181L41 182V180H38V182H36L34 180V176L31 177ZM40 179V178H39ZM42 179V178H41ZM85 179V178H84ZM70 180V179H69ZM81 180V179H79ZM90 180L89 178H87V181ZM120 180V178H119ZM82 181V180H81ZM84 181V180H83ZM81 182V183H77L75 184L77 187H80L81 185H84V184H88L87 183H84V182ZM36 184V185H35ZM126 185V186H127ZM196 185V184H195ZM74 186V185H73ZM85 186V185H84ZM122 186V184H121ZM120 186V187H121ZM125 185H123L124 187ZM72 187V186H71ZM70 187V188H71ZM122 187V188H123ZM151 187L153 188L152 190ZM84 187L81 186L80 189ZM127 188V187H126ZM125 188V189H126ZM145 188V187H144ZM147 188V187H146ZM86 189V188H85ZM39 190V189H38ZM146 190V189H145ZM35 191V190H33ZM164 191H168L170 194H168L167 192H164ZM57 192V190H56ZM60 192V191H59ZM72 192V196L70 195V193ZM83 192V191H82ZM118 192V191H117ZM137 192V191H136ZM135 192V193H136ZM21 193V192H20ZM23 193V192H22ZM21 193V194H22ZM122 193V192H121ZM120 193V194H121ZM191 193V194H190ZM249 193V192H248ZM30 194V193H29ZM35 194V193H34ZM40 194V192H39ZM38 194V197H42V196H39ZM55 194V193H54ZM28 195V191L25 195V197H27L29 199V195ZM37 195V194H36ZM41 195V194H40ZM57 195V194H56ZM75 195V196H74ZM119 195V194H118ZM125 195V194H124ZM197 195H202V197H207L206 199L205 198H202V199H196L197 198ZM23 196V195H22ZM31 196V194H30ZM34 196V195H33ZM66 196V195H65ZM108 196V195H107ZM120 196V195H119ZM109 197V196H108ZM106 197V198H108ZM128 197V195H127ZM189 197V198H188ZM105 198V199H106ZM249 198V197H248ZM240 199V198H234V199H231L229 200V205L232 203V206H236L238 205V207L236 206L235 208V213H238L237 215V218L238 219H241L240 216H242L243 214L246 215V218L248 220H261L263 219L264 220V205H262V207L260 206H255L253 205L249 199ZM21 199V198H20ZM56 200V199H55ZM143 200H146L147 201V204L145 206H143L141 204V202H143ZM187 201L186 203H189L188 206H186V208H183V204H184V201ZM198 200H201L200 202H203L204 205H200L197 201ZM217 200V199H216ZM220 200H222V198H220ZM225 200V199H224ZM51 201V200H49ZM124 201V202H125ZM54 202V201H53ZM219 200L216 201V203H218ZM221 202V201H220ZM51 203V202H50ZM226 205H227V200H226ZM66 205V204H65ZM68 205V204H67ZM70 205V204H69ZM213 205V204H212ZM217 205V204H216ZM45 206V205H44ZM49 206V205H48ZM228 206V205H227ZM246 206L248 207V209H250L249 211L246 209ZM219 207V206H218ZM223 207V206H222ZM76 208V207H75ZM220 208V207H219ZM226 208V207H225ZM5 208L4 207H0V213L3 212ZM52 210H54L52 208ZM70 211V209H67V211ZM226 210V209H225ZM19 211L21 213L24 214V216H26V220L28 221V223H35L34 219L36 217V214L34 213V210H31L29 208H27L26 210H23L22 208L19 209ZM55 211V210H54ZM101 211V210H100ZM202 211V212H201ZM61 212V211H60ZM82 212V211H80ZM225 212V211H224ZM53 213V212H52ZM51 213V214H52ZM63 213V212H62ZM65 213V212H64ZM162 213V214H163ZM218 213V212H217ZM228 213V212H227ZM231 214V213H230ZM4 215V212L3 214ZM47 215V214H46ZM81 215V213H80ZM137 215V214H136ZM210 215V214H209ZM64 216V214H63ZM222 216V215H220ZM228 216V215H227ZM48 217V216H47ZM79 217V216H78ZM115 217V216H114ZM128 217V219H129ZM216 217V216H215ZM214 217V218H215ZM225 217V216H224ZM3 218V216H2ZM1 218V214H0V219ZM38 218V216L36 217ZM156 218V217H155ZM220 218V217H219ZM233 218V217H232ZM65 219V221H63ZM63 220H61V218L59 219L57 217L56 218H49V221L46 222V223H43L42 225H39L34 228V229H30L28 231V233H26V235H23L21 240L18 241V243L20 244L19 246L14 244L13 242H10V243H7L8 241L5 239L6 241V244L4 245H0V256H6L5 258H8V259H11L12 262H15L16 264H22L21 261L23 260L22 257L24 256V249L25 248H30V251L32 253H34V257H32V259L35 260V258H37L38 255H44L46 256V249H42L43 246L42 244L45 246L48 241V237H50L52 234L54 235L55 232L58 233V235L61 236L62 240H65L67 236H75L78 238V242H81L82 240L81 239H84V236H85V233H86V228L84 230V228H82V224H84V222L81 223V221L83 220V218H77L76 216L75 217H65ZM206 219V218H205ZM209 219V218H208ZM159 220V219H158ZM207 220V219H206ZM4 221V219L2 220ZM42 221V219H41ZM63 221V222H62ZM133 221V219H132ZM156 221V220H155ZM213 220L211 219V222ZM223 221V220H222ZM232 221V220H231ZM65 222H68L70 223L69 225H67V227L64 226V223ZM147 222V223H148ZM209 222V221H208ZM238 222V221H237ZM98 223H100L101 227L99 225H97ZM239 223V222H238ZM253 222H251L250 224H252ZM261 223V222H260ZM0 224H4V225H7L6 223H0ZM159 224V222H158ZM178 224L180 225V227H177ZM227 224V223H226ZM233 224H234V221H233ZM248 224V225H250ZM257 225H259V223H256ZM264 224V222H263ZM3 225V226H4ZM160 225V224H159ZM158 225V227H159ZM211 225V224H210ZM139 226V225H138ZM137 226V227H138ZM226 225H224L223 227H225ZM241 226V225H240ZM239 226V227H240ZM249 228H251L252 226H248ZM260 227V226H259ZM154 228H156L154 226ZM247 228V229H249ZM4 229V227H3ZM2 228L0 229L3 233V230ZM7 229V228H6ZM90 229V230H91ZM157 229V228H156ZM160 229V227H159ZM163 229V228H162ZM31 230H34L33 232H30ZM188 230H191L190 232H188ZM213 230V228H212ZM250 232L246 234L247 235H244L243 234V240L241 242V244L243 245V243L245 242L252 245L253 248L250 249V252L253 254L255 253L254 256L257 255L258 252H262L264 251V234L262 233H258L259 230L255 231L254 230V227H252V229H249ZM38 231V232H36ZM153 231V230H152ZM215 231V230H214ZM217 231V230H216ZM11 232V231H10ZM7 231L4 232V234L6 236L8 235H11V233ZM30 232V233H29ZM126 232V231H125ZM154 232V231H153ZM256 232V234L254 233ZM110 233V232H109ZM156 233V232H155ZM173 233V234H172ZM251 233V234H250ZM143 234V233H142ZM148 234H150V232H148ZM160 234V233H159ZM224 234V233H223ZM145 235V234H143ZM147 235V233H146ZM153 235V234H152ZM190 235V236H191ZM201 235V234H200ZM5 238H8L6 237ZM122 236V235H120ZM216 236V235H215ZM222 236V235H221ZM146 237V236H145ZM148 237V236H147ZM146 237V238H147ZM153 237V236H151ZM157 237V236H156ZM160 237V236H159ZM191 237V238H192ZM201 238V236H199ZM255 237V238H254ZM144 238V237H142ZM145 238V240H146ZM230 238V237H229ZM111 239V238H110ZM154 239H159V238H154ZM227 239V237H226ZM12 240V238H11ZM104 240V238H103ZM161 240V239H160ZM4 241V242H5ZM14 241V240H12ZM44 242V243H41V244H38V242ZM114 241V240H113ZM123 241V240H122ZM129 241V240H128ZM127 240L126 241H123V245H127ZM147 241H148V238H147ZM179 241V240H178ZM212 242H216V239H212L211 240ZM257 241H258V245H257ZM76 242V241H75ZM137 242V241H136ZM146 242V241H145ZM144 242V243H145ZM153 242V241H152ZM157 242V240H156ZM161 242V241H160ZM167 242V241H166ZM112 243V241H111ZM118 243H121V242H118ZM151 243V241H150ZM159 243V242H158ZM157 243V244H158ZM206 243V241H205ZM211 243V242H210ZM49 244V243H48ZM58 244V242H57ZM129 244V243H128ZM155 243V245H157ZM208 244V243H207ZM87 245V244H86ZM89 245V244H88ZM114 245V244H113ZM110 246L111 247H113ZM142 245V244H141ZM149 245V243H148ZM151 245V244H150ZM148 246L149 248L151 246ZM3 246H6V247H3ZM51 246V245H50ZM90 246V245H89ZM121 246V245H120ZM143 246V245H142ZM154 246V245H153ZM162 246V245H161ZM165 246V245H164ZM210 246V245H209ZM106 247V246H104ZM125 246H123L124 248ZM136 247V245L134 246ZM140 247V246H139ZM145 247V246H143ZM45 248V247H44ZM115 248V247H114ZM121 248V247H120ZM161 248V247H160ZM229 248V247H228ZM242 248V247H241ZM137 249V248H136ZM144 249V248H142ZM169 250V248H167ZM176 248H171L168 252H170L175 258H178L179 257L182 259V260H178V263L179 261H181L180 264H189V263H194V259H192L191 257H185L187 255V253L185 254V250H174ZM184 249V248H183ZM93 250V249H92ZM110 250V249H109ZM113 250V249H112ZM145 250V249H144ZM155 250V249H154ZM159 249L157 248V251ZM29 251V250H28ZM56 251V250H55ZM54 251V252H55ZM94 251V250H93ZM147 251V250H146ZM152 251V250H151ZM156 251L157 255H158V252ZM167 251V250H166ZM177 251H182L181 253H177ZM30 252V253H31ZM51 252V251H50ZM49 252V253H50ZM116 254H117V251H115ZM114 252V254H115ZM148 252V251H147ZM190 252V250H189ZM201 252V251H199ZM243 252V251H242ZM29 253V254H30ZM48 253V255H49ZM53 254V252H51ZM57 253V251H56ZM142 253V252H141ZM37 254V255H36ZM61 254V252H60ZM115 254V255H116ZM147 254V253H146ZM240 254V253H239ZM57 255V254H56ZM59 255V253H58ZM144 255V254H143ZM149 255V254H148ZM232 255H233V252H232ZM231 255V252L228 251L226 249L225 251V260H224V264H247L246 261H244V263H241L243 261H237V259L234 257V255L232 256ZM28 256V254H27ZM33 256V255H32ZM50 256V255H49ZM54 256V255H53ZM152 256V254H151ZM159 256V255H158ZM29 257V256H28ZM31 257V255H30ZM40 257V256H39ZM59 257V256H58ZM61 257H62V254H61ZM237 257V256H236ZM243 257V256H242ZM241 257V258H242ZM260 257V256H259ZM51 258V256H50ZM55 258V257H54ZM53 258V260H54ZM156 258V257H155ZM161 258V257H160ZM22 259V260H21ZM41 259H44V258H41ZM101 259V258H100ZM152 259V258H151ZM156 261V260H155ZM164 261V260H163ZM162 261V262H163ZM31 262V261H30ZM49 262V261H48ZM147 262V261H146ZM165 262V261H164ZM10 263V262H9ZM36 264V262H34ZM51 263V262H50ZM105 263V262H104ZM145 263V261H144ZM176 263V262H175ZM207 263V262H206ZM205 263V264H206ZM24 264V263H23ZM27 264V263H26ZM45 264V263H44ZM159 264V263H158ZM173 264V263H172Z\"/></svg>",
  "mask_w": 264,
  "mask_h": 264
},
{
  "label": "water",
  "instance_id": "3",
  "mask_svg": "<svg viewBox=\"0 0 264 264\" xmlns=\"http://www.w3.org/2000/svg\"><path fill=\"white\" fill-rule=\"evenodd\" d=\"M126 31L127 29L123 27L120 29L119 34L123 35ZM108 47L117 49L119 48V43H112ZM155 57L156 54L152 52L142 56L144 70L147 73L154 71ZM89 72V66L87 64L83 65L67 76L64 83L67 86L80 85L86 79ZM98 96L101 100L105 99L108 96V88L101 90ZM126 105L142 110H149L152 113H161L167 120L176 119L182 127L195 133L202 132L205 127L213 125L217 120L224 121L218 129L222 133L245 129L255 124L254 121L247 119L250 116L249 112L231 102H224L223 104L202 103L199 105H183L182 110L176 116L170 114L175 110L172 103L154 95L132 96L126 101ZM160 128V125H154L148 121L139 119L136 115L115 112L108 119L95 121L90 126L80 129L76 134V140L79 145L87 146L116 132H121L127 136L156 135L160 132ZM46 151V149L43 150V152ZM23 157L24 154L20 152L14 156L17 160ZM111 182L115 183L116 180L113 179ZM249 197L254 203L264 205V189H250ZM0 264L10 263L6 260H0Z\"/></svg>",
  "mask_w": 264,
  "mask_h": 264
},
{
  "label": "crops",
  "instance_id": "4",
  "mask_svg": "<svg viewBox=\"0 0 264 264\" xmlns=\"http://www.w3.org/2000/svg\"><path fill=\"white\" fill-rule=\"evenodd\" d=\"M106 7H107V6H105V8H106ZM126 29H127V28H126ZM109 91H110V90H109V88H108V93H109ZM98 97H99V96H98ZM14 159H15V158H14Z\"/></svg>",
  "mask_w": 264,
  "mask_h": 264
}]
</instances>
